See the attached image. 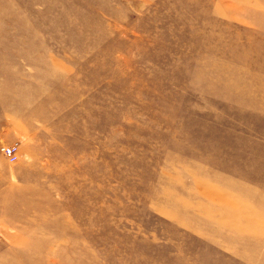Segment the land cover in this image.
<instances>
[{"label": "rangeland", "instance_id": "rangeland-1", "mask_svg": "<svg viewBox=\"0 0 264 264\" xmlns=\"http://www.w3.org/2000/svg\"><path fill=\"white\" fill-rule=\"evenodd\" d=\"M257 12L0 0V264H264Z\"/></svg>", "mask_w": 264, "mask_h": 264}, {"label": "built area", "instance_id": "built-area-1", "mask_svg": "<svg viewBox=\"0 0 264 264\" xmlns=\"http://www.w3.org/2000/svg\"><path fill=\"white\" fill-rule=\"evenodd\" d=\"M3 156H5L10 163L17 161L18 159V145L14 144L12 146H5L1 148Z\"/></svg>", "mask_w": 264, "mask_h": 264}, {"label": "bare ground", "instance_id": "bare-ground-1", "mask_svg": "<svg viewBox=\"0 0 264 264\" xmlns=\"http://www.w3.org/2000/svg\"><path fill=\"white\" fill-rule=\"evenodd\" d=\"M256 16L258 19H260V22L262 23L263 28H264V13L263 12H257Z\"/></svg>", "mask_w": 264, "mask_h": 264}]
</instances>
